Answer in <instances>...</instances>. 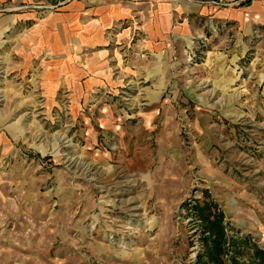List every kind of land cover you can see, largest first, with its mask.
Returning a JSON list of instances; mask_svg holds the SVG:
<instances>
[{
    "label": "crops",
    "instance_id": "crops-1",
    "mask_svg": "<svg viewBox=\"0 0 264 264\" xmlns=\"http://www.w3.org/2000/svg\"><path fill=\"white\" fill-rule=\"evenodd\" d=\"M223 1L68 0L60 11L48 16L44 21L48 30L43 31L44 37H36L34 52L44 48L56 53L57 45L64 46L71 75L83 74L80 81H70V103L87 100L90 87L112 88L127 80L133 82V77L145 72L141 81L151 106L140 116L144 126L157 119L158 127L151 150L140 147L126 160L128 170L139 175L127 182L138 187L129 188L135 191L122 197L117 194L116 200L112 194L111 202L121 206L107 204L106 208L103 194L88 187L94 178H71L56 170L43 174L20 158L6 167L0 162V264H168L170 234L176 230V222L186 218L182 206L193 184L189 179L192 166L206 178L204 186L209 193L213 190L225 214L233 212L234 216L246 204L251 205L253 215L260 211L263 216L260 200L245 190L234 194L232 181L220 176L217 167L209 166L208 156L204 157L213 151L216 141L205 122L211 112H196L200 107L195 106L190 123L195 140L186 141L178 127L180 120L187 119L186 103L204 102L192 90L197 76H192L191 85L184 74L185 70L198 71V65H174L170 60L174 52L182 59L192 43L209 42L217 48L230 41L224 57L232 66L233 54L239 58L246 50L250 52L246 72L252 73V84L264 95V0ZM4 23L8 21L1 17L0 36L7 29ZM74 56H81V66L72 61ZM230 64H216L211 70H224L225 75L242 79L237 65L233 69ZM171 72L178 75L171 78ZM124 75L131 76L122 82L119 78ZM160 98L165 100L162 105ZM70 110L73 113L71 106ZM76 114L85 120L87 146L96 142L98 131L124 134L118 125L126 117L111 104H99L92 117ZM7 117L8 113L0 112V158L15 155L17 141L27 144L26 136L21 137L19 127L8 124ZM29 146L39 148L33 143ZM188 153L196 155L193 163L187 161ZM137 162L145 167L138 170ZM222 186L224 197L219 195ZM246 219L249 230L260 233L264 243V223Z\"/></svg>",
    "mask_w": 264,
    "mask_h": 264
},
{
    "label": "rangeland",
    "instance_id": "rangeland-1",
    "mask_svg": "<svg viewBox=\"0 0 264 264\" xmlns=\"http://www.w3.org/2000/svg\"><path fill=\"white\" fill-rule=\"evenodd\" d=\"M67 1L0 0V18L8 21V24H3L7 29L0 36V112L8 113L7 123H15L19 127V134L21 137L26 136L27 144L39 146L36 151L24 141H17L13 143L16 145V154L2 157L0 162L6 167L20 158L36 166L43 174H52L56 170L57 174L63 171L65 176L71 178H94V184L88 187L94 193L98 190L103 194L101 199H104L106 208L109 206L107 204L121 206L117 201L111 202L112 194L116 200L117 194L122 197L130 191H135L129 188L138 187L127 182L128 178L139 175L138 171L128 170L126 160L133 157V152L140 147L151 150L154 145L151 140L157 130L158 121L154 119L152 124L144 126V120L140 116V112L151 106L145 97L146 88L142 86L145 72L138 73L136 78L133 77V82L127 80L131 75L120 76L119 79L127 81L112 88L90 87L89 93L86 94L87 100L80 104L78 100L75 104L70 103V81H80L83 74L71 75L70 68L65 63L66 57L62 48L64 46L57 45L56 53L44 48H38L34 52L36 37H44L43 31L48 30L44 21L49 15L60 11ZM225 2L217 0V3ZM229 42L220 43L217 48L209 45V42L192 43L185 48L182 59H179L176 52L172 54L170 60L174 65H198V71L185 70L184 74L186 79L191 81V85L194 84L192 76H197L194 84L196 88L192 90L199 92L204 100L186 103L187 119L180 120L178 127L186 141L195 140L190 127L195 106L200 107L196 112H211L205 122L210 124L207 129L216 141L212 144L213 151L203 155L208 156L210 167L218 168L220 176L232 181V187L236 188L234 194L245 190L260 200L263 216L260 211H254L253 215L251 205L247 207L246 204L241 205L234 216L233 212L225 214L214 197L213 190L209 193L210 189L204 186L203 181L206 178L200 175L198 168L192 166L189 179L193 184L188 196L193 194L196 198H189L190 202L184 203L182 214H185L186 218L183 221L180 218L176 222V230L170 234L172 236L168 264H198L197 260L205 262L202 238L206 233H202L203 223L199 213L204 205H208L211 213L222 215L225 240V254L222 259L226 264L230 262L231 244L235 239L245 237L249 244L264 251L263 237L257 231L249 230L247 222L250 221L246 219L256 218L264 223V95L258 93L260 87L257 90L256 85L252 84V73L246 72V66L250 63V52L246 50L244 56L239 58H235L233 54V66L230 64L232 61L225 60V50H228ZM239 49L237 48V53H240ZM80 58L81 56H74L72 61L81 66ZM221 63L230 64L233 69L237 65L236 69L242 79L227 76L224 70H211L214 65ZM176 75L178 72L170 73L171 78ZM241 83H244V86ZM208 93L209 98H206ZM47 97L52 102H49ZM164 102L165 100L160 98L159 104ZM104 103L111 104L118 111L121 110L126 117L122 124L118 125H121L124 134L118 136L116 132L98 131L96 142L87 146L83 138L85 120L76 112H84L85 116L90 117L98 105ZM159 104L156 105L160 109L162 106ZM94 148L100 153L96 154ZM187 156V161L193 163V157L196 158V155L188 153ZM135 166L138 170L145 167L140 162L135 163ZM220 188L219 195L224 197V187ZM237 205L239 203L235 206ZM179 216L182 215L179 213ZM240 251L243 253L238 260L245 262L248 259L246 252L250 253V249L241 244ZM156 253L157 251H154V254ZM153 263L158 264L155 261Z\"/></svg>",
    "mask_w": 264,
    "mask_h": 264
},
{
    "label": "trees",
    "instance_id": "trees-1",
    "mask_svg": "<svg viewBox=\"0 0 264 264\" xmlns=\"http://www.w3.org/2000/svg\"><path fill=\"white\" fill-rule=\"evenodd\" d=\"M199 213L200 220L203 223L202 233H206L202 238L204 242L203 257L205 258V262L201 260H197V262L200 264H226L222 259L225 254L223 251L225 240L221 222L222 215L215 212L211 213L208 205H204V208L200 209ZM211 216L212 218H210ZM241 244H245L250 249V253L246 252L248 259L245 262L238 260V257L243 253L240 251ZM231 247L229 264H264V251L253 244H249L247 238L243 237L242 239L233 240Z\"/></svg>",
    "mask_w": 264,
    "mask_h": 264
},
{
    "label": "built area",
    "instance_id": "built-area-1",
    "mask_svg": "<svg viewBox=\"0 0 264 264\" xmlns=\"http://www.w3.org/2000/svg\"><path fill=\"white\" fill-rule=\"evenodd\" d=\"M190 54V53H189ZM188 54V55H189ZM192 193V192H191ZM189 198L190 199H195L196 198V196L195 195H193V194H190V197L188 196V199H187V201L186 202H190V200H189Z\"/></svg>",
    "mask_w": 264,
    "mask_h": 264
}]
</instances>
